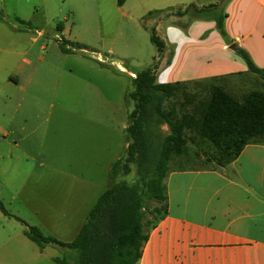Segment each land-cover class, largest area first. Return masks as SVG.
I'll return each mask as SVG.
<instances>
[{"label":"rangeland","instance_id":"374dc122","mask_svg":"<svg viewBox=\"0 0 264 264\" xmlns=\"http://www.w3.org/2000/svg\"><path fill=\"white\" fill-rule=\"evenodd\" d=\"M101 1L0 0V44L7 51L15 47L19 52L3 55L0 79L21 65L19 73L24 81L22 108L15 112L14 101H7L10 106L5 116L0 114V122L12 133L7 140L0 135V201L9 213L7 216L0 209V264H56L55 257L71 255L53 245L41 253L25 237L27 226L40 227L45 236L60 237L65 243L70 241L68 236L74 237L79 221L71 233L66 232L68 222L63 220L73 215L68 211L75 210L85 197V206L91 208L107 189L104 173L97 175L98 187L88 195L78 188L97 170L95 138L120 142L127 136L131 141L127 130H122L126 123L123 112L129 108L124 95L126 88L128 92L135 89L129 75L120 74L119 65L136 73L168 66L151 42L154 25L147 29L133 25L127 30L119 28L121 24L111 27L106 18L94 16L101 9ZM63 42L68 49L80 44L88 50L67 54L60 46ZM25 59L31 65L24 63ZM32 68L37 72L33 88L27 81ZM260 82L246 80L241 87L225 88L242 99L252 90L264 91V82ZM204 87H183L172 100L186 103V96L195 92V103L185 106L186 112H191L208 96ZM154 133L165 136L169 131L160 128ZM207 148L213 151L210 143ZM109 163L103 162V170ZM212 166L202 155V159L188 158L170 168ZM109 180L111 187L113 182ZM134 180L132 167L128 175L121 172L117 182ZM60 227L63 234H56L55 229Z\"/></svg>","mask_w":264,"mask_h":264},{"label":"crops","instance_id":"0c3cea01","mask_svg":"<svg viewBox=\"0 0 264 264\" xmlns=\"http://www.w3.org/2000/svg\"><path fill=\"white\" fill-rule=\"evenodd\" d=\"M218 2L127 0L120 7L117 0H103L101 9L94 16L106 18L111 27L121 24L119 28L125 27L123 30L133 28V25L134 28L145 29L150 24L154 25L158 37L166 44L161 56L163 64L172 54L169 65L160 67L155 74L157 85L178 84L181 89L200 88L211 82L226 88L241 87L246 80L259 79L263 83V79L250 73L246 60L236 52V48L245 51L252 63L264 70V0H226L222 6L226 15V37L220 33L216 21L209 13L193 21H190L189 16L170 15L172 13L144 20L151 11H186L190 5L202 9ZM113 39L120 41L119 38ZM8 52L13 56L19 55L15 47L7 51L0 44L1 64L4 62L3 55ZM12 61H15L14 57ZM24 63L31 65L26 59ZM12 65L15 63L12 62ZM15 69L6 78L0 79L2 116H5L6 108L10 106L7 101H14L12 106L15 112L22 108L20 92L24 81L19 73L21 65H16ZM119 69L120 74L129 75L134 86L136 75L121 65ZM36 75V69L32 68L30 78L27 79L32 88L36 85ZM132 90H125L124 98L129 108L123 112V120L126 122L123 131L129 128L128 116L135 108L133 100H128ZM191 96L197 97L195 92ZM160 128L169 131L167 124ZM21 129L25 130V127ZM1 134H4V140L12 136L0 122ZM14 142L15 147H18V142ZM130 144L127 136H122L120 142L96 137L93 158L97 162V170L91 179L83 180L78 188L89 194L98 187L97 175L104 173V183L108 189L112 167L127 157ZM188 158L197 161L201 157L190 152L189 157L175 158L173 164L179 165ZM104 161L111 162L105 166V170ZM165 185L168 196L167 215L149 233L138 264H264V144L246 146L240 157L224 168L214 165L210 168L172 167ZM85 201L86 197L75 210L68 211L69 215L73 214L71 218L63 220L68 222L65 231L70 233L75 229L76 221H79L76 234L74 237L68 236L67 240L70 241L66 243L77 237L94 206L87 208ZM60 230L61 227L55 229V233L63 234ZM53 238L61 241L60 237ZM45 249H40L41 253Z\"/></svg>","mask_w":264,"mask_h":264},{"label":"trees","instance_id":"16d2710c","mask_svg":"<svg viewBox=\"0 0 264 264\" xmlns=\"http://www.w3.org/2000/svg\"><path fill=\"white\" fill-rule=\"evenodd\" d=\"M126 1L117 0V3L121 7ZM225 1L202 9L190 5L186 11H151L144 20L172 13L170 15L189 16L193 21L209 13L226 37V15L222 8ZM151 42L162 56L166 44L155 28L151 31ZM60 46L67 54L88 50L80 44H72L71 49L66 42ZM236 52L246 60L250 73L264 80V70L258 69L245 51L237 47ZM171 56L166 62L168 65ZM157 70L158 66L138 73L130 71L136 78L135 90L128 94V100H133L135 108L127 129L131 140L127 157L112 167L113 185L93 206L77 237L65 243L45 236L39 227L27 226L25 236L41 250L53 245L71 253L63 258L56 257V264H138L149 233L167 215L165 179L175 158L189 157L190 152H195L215 167L224 168L237 160L246 146L264 144L263 90H252L240 99L223 85L205 83L203 90L208 96L191 112H186L185 106L195 103V96H186V103L173 102L181 85H157ZM163 124L168 125L169 133L165 136L155 134ZM208 143L213 151L207 148ZM132 167L135 180L118 183L121 172L128 175ZM0 209L9 215L1 201Z\"/></svg>","mask_w":264,"mask_h":264},{"label":"water","instance_id":"95a60500","mask_svg":"<svg viewBox=\"0 0 264 264\" xmlns=\"http://www.w3.org/2000/svg\"><path fill=\"white\" fill-rule=\"evenodd\" d=\"M219 2H220V0H219Z\"/></svg>","mask_w":264,"mask_h":264},{"label":"built area","instance_id":"2783aa9c","mask_svg":"<svg viewBox=\"0 0 264 264\" xmlns=\"http://www.w3.org/2000/svg\"><path fill=\"white\" fill-rule=\"evenodd\" d=\"M135 77V76H134Z\"/></svg>","mask_w":264,"mask_h":264}]
</instances>
